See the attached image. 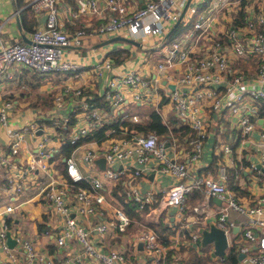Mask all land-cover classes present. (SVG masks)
Instances as JSON below:
<instances>
[{
	"label": "built area",
	"instance_id": "1",
	"mask_svg": "<svg viewBox=\"0 0 264 264\" xmlns=\"http://www.w3.org/2000/svg\"><path fill=\"white\" fill-rule=\"evenodd\" d=\"M62 1L30 0L38 18L31 43L14 42L0 48V82L12 80L16 67L34 70L43 77L46 89L55 91H50L51 106H67L69 110L54 116L45 111L24 127L10 129L8 123L19 102L5 98L0 103V125H8L5 134L10 147L9 153L0 148L1 177L6 181L1 192L9 196L0 209V249L7 253L1 264L21 260L8 242V235L14 231L24 249L18 264L38 260L57 264L38 249V239L23 237L18 226L12 228L14 214L32 213L27 207L32 201L41 205L39 216L55 230L58 245L77 240L81 250L73 255L69 252L65 257L69 264H132L127 254L129 244L133 246L134 264H183L180 252L156 229L140 221L136 224L107 192L109 178L143 176L145 169L133 160L148 163L151 157L155 158V171L173 176V181L161 189L158 209L173 205L177 215L184 217L187 195L195 187L219 197L222 203L216 224L224 229L228 246L236 243L243 252L237 264H264V194L250 203L237 198L227 185L228 165L244 152L249 160L245 167L258 179L264 177V128H259L263 127L259 119L264 120L259 116L260 104L264 103V0H190L180 22L191 21L192 30L187 37L174 41L159 60L154 58V48L165 44L166 33L188 0H144L143 5L135 6L128 0H85L90 13L105 18L95 28L98 36H124L145 48L137 62L138 53L134 52L120 61L105 54L95 64L72 56L70 47L82 42L85 30L69 32L61 26ZM78 14L73 12L75 17ZM2 28L0 23V41ZM158 34L161 37L155 40ZM145 38L147 42H140ZM58 83L61 87L56 86ZM91 83L103 101H94ZM131 103L152 104L167 127H171L168 110L181 119V125L190 127L194 162L201 159L209 129L223 126L227 118H233L232 127L239 129L233 138L236 150L231 140L218 138L214 150L222 159L217 175L201 173L187 179L188 163L170 152V147L176 146L175 138L169 147L155 132L136 133L128 139L120 136V128L111 126L119 116L124 121L142 120L138 113L126 112V105ZM29 113L23 115L29 118ZM45 120L54 122L57 130L47 132ZM106 123L110 130L89 138ZM103 139L105 143L100 142ZM66 144L71 146L68 151ZM99 156H104L105 166L97 174L94 169ZM129 187L128 193L141 207L155 198L153 190H143L132 179L127 180ZM233 211L244 214L241 223ZM234 226L238 227L235 232ZM197 238L198 232L193 230L189 241L179 236L176 246L197 244Z\"/></svg>",
	"mask_w": 264,
	"mask_h": 264
},
{
	"label": "crops",
	"instance_id": "2",
	"mask_svg": "<svg viewBox=\"0 0 264 264\" xmlns=\"http://www.w3.org/2000/svg\"><path fill=\"white\" fill-rule=\"evenodd\" d=\"M30 0H0V23L2 24V34L0 41V48L5 45H9L14 42H28L31 40L32 32L37 27L38 18L33 12L32 8L29 5ZM128 3L131 5H143L144 0H128ZM60 23L61 26L69 32H74L76 29H84L85 35L83 36L82 42L79 45H74L70 47V50H73L72 56L78 57L80 59H87L88 57H92L93 55H88L89 50L98 49L100 46H105L108 48V51L105 54H110L114 57H120L125 55L123 59L131 57L130 51L126 47L119 46V40H112L108 42L109 38H100L97 33H95V28L103 21L105 18L92 14L88 11L85 0H63L60 3ZM78 11V16H74L73 12ZM101 39L100 42L96 43V37ZM109 37V36H108ZM121 41V40H120ZM119 44L116 47V44ZM137 48L145 51V48L141 45H137L133 43ZM115 46V47H114ZM131 48V47H130ZM128 52V53H127ZM98 53H101L97 50ZM101 55V54H100ZM83 57V58H81ZM83 62V61H82ZM84 62V63H86ZM90 64V62H87ZM42 76L31 69L16 67L14 69V77L12 80L7 81L3 80L0 82V103L5 98H14L19 102L18 111L15 115L10 118L8 125L12 123L15 117H18L19 114L23 115L25 112H31V110L27 111V108L32 107H49L52 103L53 95L50 91H54L52 89L47 90L46 86L42 83ZM61 87L59 83L56 85ZM57 87V88H58ZM97 86L94 83L90 84V90L93 91L95 98L94 101H103V95L98 96V93L94 91ZM55 92V91H54ZM49 97H51L49 99ZM48 100L47 102H44ZM50 100V102H49ZM43 103H41V102ZM16 102V103H18ZM36 103V104H34ZM135 105H141L136 103ZM152 105V104H148ZM154 108L146 114V116H141L142 120L140 121L142 124H147L150 121V114L156 111ZM163 110V109H162ZM160 115V114H159ZM166 115H173L171 111L168 110ZM173 119V116H169ZM168 119L171 122V119ZM162 120V116L160 115ZM13 120V121H12ZM12 121V122H11ZM163 121V120H162ZM263 121V122H262ZM44 123H51V121L45 120ZM127 123H132L130 121H124L122 116H119V119H115L111 122V126L115 128H120V136L128 139H132V137L136 133L143 132L145 134H149L151 132H155L158 134L159 139H165L168 146L170 147L175 138L176 146L170 147V152L184 162H187L189 165L190 174L187 179H191L193 175L197 174H213L217 175V168L214 165L210 166L212 160L214 159V153L218 154L214 150V143L218 138H227V140H233L234 136H236V129L230 126L227 123H223V126L217 125L215 127H211L209 129V135L204 142V150L201 156V159L198 162H194L191 159V152L193 148V143L190 141V127H167V132L164 131L162 133L158 132L157 129H151L146 131L144 129H139L136 127H131ZM164 123V122H163ZM259 123L261 124L259 128H264V120L259 119ZM8 125H0V148L4 150L6 153L10 152V147L6 143V139H4V133L1 131V128L8 127ZM119 125H126L128 127H118ZM171 125V124H170ZM176 125V124H175ZM177 125H181V122ZM176 125V126H177ZM223 127V129H222ZM99 128L97 127L94 132H91L93 135ZM110 130V127H105L103 134ZM226 129V132L224 133ZM232 129V132H230ZM40 132V131H39ZM231 134V135H229ZM96 136V135H94ZM34 142V141H33ZM101 143H105L106 139L100 141ZM29 151V150H27ZM101 157V156H99ZM64 159V158H62ZM134 164H139L143 167L144 175L132 177L129 174H123L118 179L109 178L107 181V192L109 196L113 195L115 203L127 210V212L131 215L133 220H136L135 223L138 224L140 221L145 226H150L158 232V230L162 231L161 234L166 235L169 242V245L172 246L173 249H177L180 252L182 257L183 264H191L190 261L194 263V259L199 258L200 256L204 258L205 263L203 264H214L217 262L218 264H228L230 263V259L227 260V252L231 246L226 247L225 253L215 254L213 255L214 244L213 242H209L204 244L202 242V233L200 231L201 226H208L210 222L216 223L217 212L220 207L221 199L217 196H212L206 193L204 190L200 188H193L189 191L187 195V210L185 211L184 217H179L176 213V207L173 205H169L167 207L159 208L161 189L167 187L172 181L173 176L169 173L157 172L153 165L156 164L155 158H150L148 163H140L137 159H134ZM59 163H63L62 160ZM105 166V163H104ZM101 164L98 165L94 170L97 171V174L101 172L104 168ZM84 172H88L87 169H82ZM246 176L241 177L238 181L239 184H247L250 189V195H240L235 193L237 198L241 200L248 201L250 203H255V199L258 200L260 196L264 194V179L259 180L253 173L246 167H244ZM3 173L0 171V209L2 208V204L8 199L7 194H3L1 192V188L5 186V179L1 177ZM132 179L135 182L141 184L143 190L150 189L153 190L155 198L152 202H149L147 205L143 207L140 206L139 200H137L132 193H128L131 191L130 187L127 188V180ZM228 185V182H227ZM127 188V189H126ZM126 189V190H125ZM31 193L30 191H25ZM198 193H201V196L198 197ZM215 197L219 198L218 201ZM27 204V207H30L31 210L30 215H16L14 214V225L12 228H16L18 226V230L23 237H26L31 240L38 239L39 242L37 244L38 249L45 253L47 256L54 259L57 264H69L65 261V257L69 254V252L77 253L81 250L77 240L72 239L71 244L66 246H60L55 241V233L54 229L51 228L50 224L46 222L44 218L39 216V211L41 209V205L39 203ZM222 203V202H221ZM198 206L199 208L196 210L194 207ZM154 208V209H153ZM233 215L237 223H241L245 218L244 214L233 211ZM195 219H197L195 221ZM236 229L232 231L235 232ZM47 233L45 234V231ZM193 230L198 232L197 244H182L176 246L177 240L180 237L186 238L187 241L191 239V233ZM159 233V232H158ZM17 232H11V236L8 235L9 244L13 248L12 250L18 256L19 261L15 260L11 264H18V262H22L24 257V249L23 244L20 241L16 240ZM159 233V235L161 236ZM234 236V235H233ZM15 237V238H13ZM125 238V237H123ZM162 238V236H161ZM163 239V238H162ZM164 240V239H163ZM165 241V240H164ZM208 244H210L209 247ZM141 245V244H140ZM139 245V247H140ZM239 248V247H238ZM240 250V249H239ZM133 246L129 244L127 249V254L129 259L132 260V264H134V255H133ZM241 252V251H240ZM243 253V252H241ZM240 253V254H241ZM53 254H56L53 258ZM225 255V256H224ZM7 256V253L4 249H0V264L1 259H4ZM221 256H224L222 258ZM240 258V256H239ZM241 259V258H240ZM238 260V262L240 261ZM24 264V263H22ZM33 264H44L42 261L38 260ZM237 264V262L235 263Z\"/></svg>",
	"mask_w": 264,
	"mask_h": 264
},
{
	"label": "rangeland",
	"instance_id": "3",
	"mask_svg": "<svg viewBox=\"0 0 264 264\" xmlns=\"http://www.w3.org/2000/svg\"><path fill=\"white\" fill-rule=\"evenodd\" d=\"M207 5L209 6L210 3H207ZM192 27L193 26H192V22L191 21H186V20L183 19L176 26V28L173 30L171 35L166 40L165 44L161 45V46H157L156 48H154V58L156 60L163 59V52L167 51L168 48L172 47V43L174 41L178 40L181 37H187L189 35L190 31L192 30ZM115 36L116 35H113V34L110 35L109 37H106V36H103V35H99L100 38H106V39H108V38L110 39V38H113ZM99 37L98 36L96 37V43L101 41V39ZM160 37H161V34H158L156 36L155 40H158ZM118 42L121 43V44L120 45L116 44V43H113V44H116L115 45L116 47H118V45L119 46L122 45V47H126L130 51V54H132L133 51H136V53H138V56H137L135 62L138 61L139 57H141L142 54H145L144 51H142L141 49L137 48L132 42L125 41V40H121V41L119 40ZM140 42L145 43V42H147V39L146 38L142 39V40H140ZM97 50H99L101 52V53H98V55H97ZM107 51H108V48H106L105 46H100L98 49H91V50L87 51L89 56L93 55L92 57H88L87 62H90V64H95V62L98 60V58L103 56V55H105V53ZM81 58H83V57H81ZM78 59L83 61V62H86L85 58L84 59L78 58ZM87 62H86V64H88ZM153 108H154L153 105H148V104L135 105V104L131 103V104L126 105L125 110L128 113L138 112L139 114L140 113L142 114V115L140 114L141 116H146V114L149 113V111L152 110ZM26 110L27 111L31 110V112L28 114L29 118H26L24 115L19 114L18 117L14 118L15 119L14 121L12 120L13 122L11 121L12 123H10V125H9L10 129H16V128L24 127L28 120L37 119L38 115L39 114H44L45 111H47L48 116L49 115H53V116L54 115H64V114L69 113V110H68L67 106H58V107H54V106H49V107L38 106V107H32L30 109L27 108ZM159 110L161 111L162 107H160ZM169 116H173V119H171ZM169 116L168 117L171 119L170 124H171L172 127L175 126V124L177 125V124H179L181 122L180 118H177L174 115H169ZM225 123L229 124L230 126L234 125V119L233 118H229V119L227 118V119H225ZM43 126L45 127V130L47 132H49V133H52V132L57 130L54 122L43 123ZM73 127H75V126L73 125ZM1 131L4 133L3 134L4 135V139H8L9 137L6 136V134H5L6 127L1 128ZM230 132H232V129H231ZM229 135H231V134H229ZM38 139L39 138H36L34 140L36 144L38 143ZM223 139H227V138L224 137ZM51 143H53V141ZM123 239H125V238H123ZM209 246H210V244H208L207 247H209Z\"/></svg>",
	"mask_w": 264,
	"mask_h": 264
},
{
	"label": "trees",
	"instance_id": "4",
	"mask_svg": "<svg viewBox=\"0 0 264 264\" xmlns=\"http://www.w3.org/2000/svg\"><path fill=\"white\" fill-rule=\"evenodd\" d=\"M264 6V4H263ZM243 16H244V13L242 12L241 13ZM125 55H122L120 57H114L115 60L117 61H120L124 58ZM51 97H49L50 99ZM48 100L44 101V102H47ZM41 102V101H40ZM50 102V100H49ZM43 103V102H41ZM36 104V103H34ZM44 104V103H43ZM260 111H259V116L260 117H263L264 118V103L261 102L260 104V107H259ZM150 121L147 122V124H142L140 121L139 122H132V123H127L129 124L131 127H136V128H139V129H144L146 131H149L151 129H157L158 132L162 133L164 131L167 132V127L166 125L163 123V121L161 120L160 118V115L153 111L151 114H150ZM105 127H110V125L108 123H106L104 126H102L101 128H99L93 135H90L89 138L93 137L94 135L96 136H100L103 134L104 132V128ZM173 127H181V129H183V127H187L186 125H175ZM188 130V127L186 128ZM235 129V128H234ZM226 132V129L224 131V133ZM239 133V129H237L236 133L237 134ZM217 140V139H216ZM229 141V140H228ZM234 150H236V147H237V142H234L233 140L229 141ZM65 151H68L70 149V145L66 144L65 145ZM246 151V150H245ZM222 159V154L221 153H214V159L212 160V162L210 163L211 165L210 166H216V168L218 169V164H219V161ZM249 160L246 156V152H244L241 156V158H234V161L232 164L228 165V178H227V182H228V187L235 191V193L237 192L238 194L240 195H250L251 191L250 189L248 188V185L246 184H239V179L241 177H244L246 176V173H245V170H244V167L248 164ZM255 171V170H254ZM264 177H261L259 180H263ZM236 193V194H237ZM201 196V193H198V197ZM254 201H257L256 199ZM158 232L161 234L162 231L158 230ZM162 238L167 241L168 240V237L166 235H163L161 234ZM240 250L238 248V244L236 243H233L231 245V247L229 248L228 252H227V260L230 259V263L228 264H235L236 262L238 263V260L240 259L239 256H240ZM199 258H196L194 259V263L192 261H190L191 264H203L205 263V261L203 260L204 258L200 257V256H197ZM214 264H218L217 262H215Z\"/></svg>",
	"mask_w": 264,
	"mask_h": 264
},
{
	"label": "water",
	"instance_id": "5",
	"mask_svg": "<svg viewBox=\"0 0 264 264\" xmlns=\"http://www.w3.org/2000/svg\"><path fill=\"white\" fill-rule=\"evenodd\" d=\"M189 1H187L181 15L180 18L178 19V21L172 26V28L166 33V38H168L171 33L173 32V30L176 28V26L180 23L181 17L184 15L185 10L189 4ZM112 40H125V41H129L132 43H136L137 45L140 46L139 42H136L134 40H131L129 38H126L124 36H115L113 38H110L108 40V42L112 41ZM28 43H31V40L28 41ZM261 120H263L261 118ZM263 122V121H262ZM38 131H41V128L38 129ZM97 161L99 164H101V166H104L105 163V158L104 156L98 157ZM218 201H220L219 198L215 197ZM236 229V226L233 227V230ZM200 231L202 233V242L204 244L209 243V242H213L214 244V250H213V255L215 254H224L226 251V247L228 245V241H227V236L226 233L224 231L223 228H221L220 226H218L215 222H210L208 226H201L200 227ZM243 253L240 254V258H242Z\"/></svg>",
	"mask_w": 264,
	"mask_h": 264
}]
</instances>
